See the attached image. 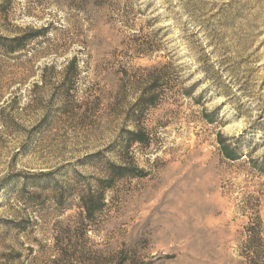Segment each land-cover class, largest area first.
I'll return each mask as SVG.
<instances>
[{
	"label": "rangeland",
	"instance_id": "obj_1",
	"mask_svg": "<svg viewBox=\"0 0 264 264\" xmlns=\"http://www.w3.org/2000/svg\"><path fill=\"white\" fill-rule=\"evenodd\" d=\"M16 36L0 264H264V0H0Z\"/></svg>",
	"mask_w": 264,
	"mask_h": 264
},
{
	"label": "trees",
	"instance_id": "obj_2",
	"mask_svg": "<svg viewBox=\"0 0 264 264\" xmlns=\"http://www.w3.org/2000/svg\"><path fill=\"white\" fill-rule=\"evenodd\" d=\"M42 33H43L42 30L34 31V34L32 35V37H37V36H39V34H42ZM9 42L11 44L10 47H8V45H6V44L3 45L2 43H0V48H2V51H4V52H16V51H21V50L25 49V47H26V45H25L26 41H25L23 36H16L12 39H9ZM147 95H148V93L143 92L139 98V101H143L147 97ZM149 100H151V99H149ZM0 102H3L0 105V111L4 113L6 111V108L8 107V106L6 107V105H8V100L2 99V100H0ZM127 134L130 136L124 142V148L127 150H129L133 146V144H135L137 142L142 143V144H148L147 138L145 137V135L141 131L129 130L127 132ZM119 169L126 170L127 167H126V165H121V166H119ZM105 190H106V188H102V191H100V193H99V197H98L99 205L98 206L94 205L92 195L87 194V197H86V195L82 197V207L84 208L85 212L87 213L88 218L93 217L94 214L96 213V211L105 205V200H106Z\"/></svg>",
	"mask_w": 264,
	"mask_h": 264
}]
</instances>
